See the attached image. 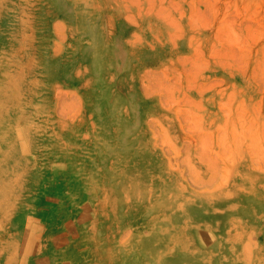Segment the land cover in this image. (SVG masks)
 I'll return each mask as SVG.
<instances>
[{
  "label": "rangeland",
  "instance_id": "1",
  "mask_svg": "<svg viewBox=\"0 0 264 264\" xmlns=\"http://www.w3.org/2000/svg\"><path fill=\"white\" fill-rule=\"evenodd\" d=\"M3 61L0 264H264V0H0Z\"/></svg>",
  "mask_w": 264,
  "mask_h": 264
},
{
  "label": "bare ground",
  "instance_id": "2",
  "mask_svg": "<svg viewBox=\"0 0 264 264\" xmlns=\"http://www.w3.org/2000/svg\"><path fill=\"white\" fill-rule=\"evenodd\" d=\"M8 66L6 65V63L3 61L0 63V71L3 72L4 70H6ZM15 89H14V85L12 83V80L8 81V84H5L3 87L0 86V114H1V110L3 109V107H5L6 104H8L9 102L11 103H16L17 99L15 96ZM11 122L3 119L2 116L0 115V128H3L4 132L0 131V135H4V134H8L9 132H11ZM157 260V259H156Z\"/></svg>",
  "mask_w": 264,
  "mask_h": 264
}]
</instances>
